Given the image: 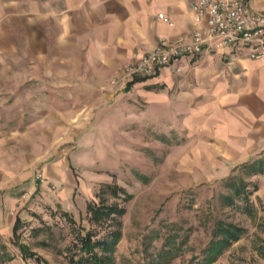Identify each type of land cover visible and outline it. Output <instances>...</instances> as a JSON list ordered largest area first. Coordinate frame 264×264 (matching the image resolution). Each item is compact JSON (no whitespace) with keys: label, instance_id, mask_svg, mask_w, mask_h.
Listing matches in <instances>:
<instances>
[{"label":"crops","instance_id":"crops-1","mask_svg":"<svg viewBox=\"0 0 264 264\" xmlns=\"http://www.w3.org/2000/svg\"><path fill=\"white\" fill-rule=\"evenodd\" d=\"M193 1L0 0V69L10 70L0 86L10 81L11 87L9 93L0 88V134L30 132L48 116L53 125L37 131L74 127L107 134L116 116L142 118L161 132V142L177 135L216 150L223 175L256 161L264 151V57L205 44L153 76H137L126 86L111 83L125 64L147 52L197 33L206 36L190 8ZM249 6L264 11V0H249ZM168 114L173 119H165L164 130L170 137L151 120Z\"/></svg>","mask_w":264,"mask_h":264},{"label":"rangeland","instance_id":"rangeland-1","mask_svg":"<svg viewBox=\"0 0 264 264\" xmlns=\"http://www.w3.org/2000/svg\"><path fill=\"white\" fill-rule=\"evenodd\" d=\"M9 76L10 70L0 69V80ZM1 83L9 93L10 81ZM165 119L173 118H151L164 133ZM39 120L47 121L30 132L0 134V264H70L58 247L66 244L62 237L69 239L75 226L65 212L77 225L90 228L87 203L98 201L108 183L121 184L133 195L124 204L116 264H159L157 255L164 249L170 252L161 259L164 264L197 261L219 219L247 232L213 264H264V178L251 176L248 166L231 167L223 175L216 150L200 141L182 142L177 135L161 142V132H153L142 118L116 116L107 134L76 132L74 127L41 132L36 128H48L54 121L49 116ZM134 122L139 124L128 126ZM176 143L178 147H171ZM259 156L257 160H264V151ZM242 180L253 192L228 205L224 194H233ZM108 196L109 202L115 200ZM18 217L22 222L14 235ZM21 244L39 257L24 256Z\"/></svg>","mask_w":264,"mask_h":264},{"label":"trees","instance_id":"trees-1","mask_svg":"<svg viewBox=\"0 0 264 264\" xmlns=\"http://www.w3.org/2000/svg\"><path fill=\"white\" fill-rule=\"evenodd\" d=\"M250 169V175L264 174V160H256L246 164ZM237 167V166H236ZM233 178V176H232ZM229 178L228 181H233ZM232 185V184H229ZM249 184L242 180L238 187H235L233 194H224V199L228 205H234L237 199L247 198L253 191H249ZM111 195L115 200L109 202ZM99 200H92L87 203V213L90 228L77 225L76 221L69 212H65L67 219L75 226L70 228L71 237L65 238L66 244L60 247V253L70 264H116V252L118 245L124 236L123 217L127 212L125 202H128L132 197L125 186L118 183H108L102 186L98 193ZM21 218L16 219L13 227L14 235H17L21 225ZM42 228H38L40 230ZM264 229V222H263ZM247 232L244 226L219 219L215 222L211 232V238L205 248H203V258L195 261L191 260L185 264H213L235 242L240 240ZM20 249L24 256H37V253L30 251L27 245L21 244ZM169 252V249H164L157 256L158 263L164 264L161 260ZM29 254V255H28ZM39 257V256H37ZM176 254H173L169 263L173 261ZM49 264L48 260H44Z\"/></svg>","mask_w":264,"mask_h":264},{"label":"built area","instance_id":"built-area-1","mask_svg":"<svg viewBox=\"0 0 264 264\" xmlns=\"http://www.w3.org/2000/svg\"><path fill=\"white\" fill-rule=\"evenodd\" d=\"M190 8L195 20L205 24L206 36L197 33L190 40L180 38L141 55L120 69L112 85L125 86L137 76H153L158 68L169 66L182 56L201 52L205 44L215 48L232 47L252 59L264 57V11L252 9L249 0H195ZM159 18L173 25L166 14L159 13Z\"/></svg>","mask_w":264,"mask_h":264}]
</instances>
